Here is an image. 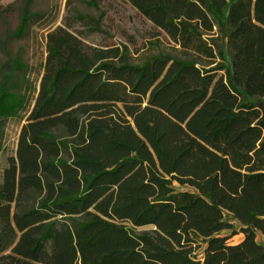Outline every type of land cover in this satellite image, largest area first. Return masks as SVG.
I'll return each mask as SVG.
<instances>
[{
  "label": "trees",
  "instance_id": "obj_1",
  "mask_svg": "<svg viewBox=\"0 0 264 264\" xmlns=\"http://www.w3.org/2000/svg\"><path fill=\"white\" fill-rule=\"evenodd\" d=\"M128 1L169 45L84 48L57 27L25 115L26 65L0 64V139L23 122L0 264H264V0Z\"/></svg>",
  "mask_w": 264,
  "mask_h": 264
},
{
  "label": "rangeland",
  "instance_id": "obj_2",
  "mask_svg": "<svg viewBox=\"0 0 264 264\" xmlns=\"http://www.w3.org/2000/svg\"><path fill=\"white\" fill-rule=\"evenodd\" d=\"M27 0H2L0 3V64L20 55L26 65L19 73L30 86L27 93L25 115L35 101L47 56V35L57 27H65L77 34L84 48L127 45L130 52L146 53L167 46L165 35L154 38L157 31L128 0H32L29 11L33 14L21 37H14L22 19ZM3 13H5L3 15ZM24 92V87H20ZM22 121L10 119L3 138L0 139V181L7 158L15 154ZM142 227L139 230H147ZM229 235V232H224ZM243 239L242 234L229 239L235 244ZM264 243V236L258 234Z\"/></svg>",
  "mask_w": 264,
  "mask_h": 264
}]
</instances>
